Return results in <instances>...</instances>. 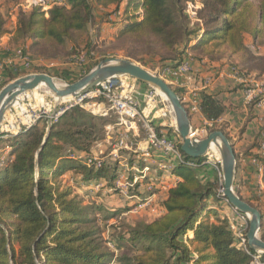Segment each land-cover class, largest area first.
<instances>
[{
  "label": "trees",
  "instance_id": "1",
  "mask_svg": "<svg viewBox=\"0 0 264 264\" xmlns=\"http://www.w3.org/2000/svg\"><path fill=\"white\" fill-rule=\"evenodd\" d=\"M188 1L194 0H55L47 11L42 4L23 9L16 3L13 28H7L0 10V38L8 36L9 44L19 45L25 52L27 46L29 52L45 58L71 56L80 49L88 55L93 46L89 30L95 5L113 7L124 17L116 38L125 44L127 58L144 65L153 59L162 71L175 67L189 50L192 58L207 64L220 67L235 62L245 74L254 73L264 83V54L252 50L257 43L264 47V0H199L194 27L187 13ZM21 74H11L8 80ZM226 108L217 93H201L199 110L206 119L215 121ZM106 123L104 118L73 106L57 121L50 123L42 117L8 139L11 151L0 165V264H108L112 258L116 264L251 263L252 256L238 246L229 220L216 213L213 219L204 214L211 198H216L218 184L216 175L203 179L200 171L204 165L165 161L170 175L180 178L174 180L164 178V171L156 165L151 167L155 172L141 177L130 168L133 161L138 168L145 164L135 156L128 157L130 167L121 172L111 163L115 158L110 155L103 157L99 166L85 164ZM206 129L208 133L220 130L228 138L226 124L213 123ZM167 137L177 142V151L185 160L197 164L203 160L185 156L179 136ZM254 148L249 155L263 166L264 183V156L260 144ZM66 172L72 184L62 182L60 177ZM118 172L126 173L128 185L133 183L127 194L113 182ZM134 176L140 179L134 181ZM99 180L106 183L108 195L125 196V208L99 202L105 187L95 192L88 188L98 202L84 203L88 185ZM141 185L144 189L139 190ZM162 186H166V197L160 201L161 215L127 222L115 240L103 237V227L94 215L97 211L106 213V218L116 217L131 210L137 197H160ZM250 205L261 212L259 237L264 240V214ZM121 245L125 251L120 250Z\"/></svg>",
  "mask_w": 264,
  "mask_h": 264
},
{
  "label": "rangeland",
  "instance_id": "2",
  "mask_svg": "<svg viewBox=\"0 0 264 264\" xmlns=\"http://www.w3.org/2000/svg\"><path fill=\"white\" fill-rule=\"evenodd\" d=\"M51 2L52 0H0V10L3 12L5 16L7 28L10 29L13 28L15 22L14 14L16 12L15 10L16 3H18V5L21 6L23 9H29V6L32 4L51 3ZM194 2H196L197 5L200 7L199 0H194L193 3ZM94 15H95V19L90 25V30H89V36L93 46H92V51H90L88 55L86 54L85 49L84 50L80 49L79 52H77L76 54H72L71 56L65 55V56H60L58 58H45L43 56L32 54L31 52H29L28 47L25 46V49L29 52V53L26 52L27 57L30 58L32 62L30 63V65H25V63L21 59H19L18 56L16 55L15 56L16 60L11 61V63H5L4 66L0 68L2 69L1 70L2 72L0 73L1 74L0 90L5 84H7L10 81L8 80V77L12 73L14 74H18L19 72L22 73L21 75L15 76V78L29 73H47L51 75L57 83L65 84L77 80L78 78L86 74L89 71V69L96 66L101 60L105 58H127L125 56V47H124L125 44H123V42L120 39L116 38L120 29L124 25L123 23L124 17H121L113 7L107 9L98 5H95ZM196 21H197L196 17L194 20H191L192 22L191 26L193 27L196 26L197 25ZM247 42L248 43L251 42V39L249 37H247ZM18 46L17 45L12 46V49L14 50L9 51L8 54L11 55L14 53L19 55L20 53L15 52L20 48ZM80 46L86 47L85 42H80ZM252 50L255 53H258L259 55L264 54V47L259 43L254 44L252 46ZM129 59L143 66L149 72L160 76L164 80L166 79V76L162 73L161 68L156 65L153 59H147L145 65L137 61L135 58H129ZM235 64L236 63L234 62V64H230V65L234 66L238 71L243 72V74L247 78L257 79L259 81L261 80L256 78L254 73L253 75L245 74V72L241 70L242 66ZM230 65L228 64V66ZM209 74L211 78V76H213L212 72L211 73L209 72ZM165 81L167 82V79ZM136 84L138 86L137 90L141 93L140 95H138V99L140 101L141 107L145 106V98L143 94L149 91H153L154 97L152 101L155 102L157 108H161L162 106L164 107L168 106V108L171 109L168 101L156 89L138 80H136ZM169 85L172 87L171 84ZM69 100L70 97L64 99L54 98L51 95V93L44 87V85H40L39 87L27 93H23L17 97V99L13 102L10 109H8V111H6L5 113V117L3 118L2 123L7 125H2L1 130H6L7 132L11 131L17 126V124H20L21 122L25 121L26 116L29 115L32 116L34 114L41 112H45L46 114H51L52 111L57 110L60 107H63L64 104H66ZM255 100L256 101H252L251 103H249L247 107L252 105L255 106L259 104L256 106V109H259L260 113L256 115V118L258 123L263 124V127L261 128L260 132L264 134V97H260V98L258 97ZM100 101L101 100H97L96 102L100 103ZM101 107L102 106L100 105V108ZM100 108H98V106H94L93 108L85 109L93 116L102 117L107 121L103 129L98 132L100 138L93 143L91 152H93L97 156H101L105 158L112 156L110 155L111 153L116 154L117 157H114L115 159L112 158V160L110 161L111 163L116 164L121 169L120 170L121 172L122 170H125V153L130 152L131 158L136 154L131 153L132 151H127L128 149L125 147V128H123L119 124L117 115L111 110L107 111L105 115H102L100 112L101 111ZM248 116H250V114H248ZM207 133L202 135L203 137L201 138H204L207 135ZM193 136L195 137L196 135L194 134ZM121 138L123 139V144L119 145V140ZM197 138L200 139L199 137ZM1 142L2 141H0V161H2L4 157L7 156V152L9 150V148L7 147L8 142L7 144ZM178 142H181V140H178ZM126 143L128 144V142ZM215 152L220 160L219 154L216 149ZM136 158H140V157L138 156ZM214 171L217 176L215 168ZM152 172H155V170L145 171L144 174L150 176ZM126 176H127L126 173L118 172L117 177L113 181L116 183V187L120 188L123 195L127 194L126 190L128 186H131L133 184L132 183L131 185H128L127 182H124ZM163 176L164 178H166V177H170L171 175L167 174V172H163ZM65 178L67 179V182H69L71 180L70 173H67ZM134 178L137 180L140 179L139 176H134ZM150 180L154 181V178ZM149 186H147V188H149ZM217 187L218 184L215 187V196L216 199L221 200L220 199L221 195H217ZM88 188L93 189L94 190L93 192L99 190L100 188H104L101 191L98 199L99 202H103L104 206L106 207L111 206L113 208H121V209L125 208V200H123L125 196L121 198L119 193H115L113 194V196L108 195V192L110 190L106 187V183L103 182L102 180L95 181L93 183L91 182L88 185L87 190L89 194L83 196V199L85 201L84 203H92L94 201H97V199L92 197L93 196L92 192H90ZM74 189L76 192H82V190L76 188ZM142 189H144V186L143 185L139 186V190ZM140 199L141 198L137 197L134 200L136 204L140 202ZM160 201L161 198L158 197L157 195H154L152 196V198L148 200V202L140 203V205L137 206L136 208H134L136 205L134 204L131 207V210L124 212L120 215H117L116 217L106 218V213L98 212V211L94 215L96 216V218L103 227L104 230L103 237L105 239L115 240L119 232H122L124 230L125 224H128L127 222H133L136 220L138 221L141 218L147 221L157 218L160 215L162 208ZM256 206L261 210L260 208L261 205L257 204ZM244 218L246 219V222L240 225V226H244L242 228H245L244 230H242V233L246 232L247 222H248V217L246 216ZM240 226L237 224L232 225V230L234 232L235 238L240 229ZM259 234L260 233L258 231V236ZM109 247L113 251L115 250V247L112 244H110ZM120 250L125 251V245H121ZM120 250L118 249L117 252L119 253ZM108 264H112V259ZM251 264H258V263L252 262Z\"/></svg>",
  "mask_w": 264,
  "mask_h": 264
},
{
  "label": "crops",
  "instance_id": "3",
  "mask_svg": "<svg viewBox=\"0 0 264 264\" xmlns=\"http://www.w3.org/2000/svg\"><path fill=\"white\" fill-rule=\"evenodd\" d=\"M12 44L8 43V36L0 38V57L5 63H11L16 60L15 54H8L9 51H13ZM182 59L188 62L190 71L186 76L175 79L172 76H166L167 82L172 85L173 88L178 90V96L182 103L185 104L189 98V93L195 91L200 97L202 92L217 93L223 98L227 108L222 117L216 119L215 124H226V132L228 139L233 145L235 154V175H234V191L235 193L245 200L246 202L254 205H261L260 208L264 214V183L262 181V175L258 173L252 162V156L249 155L251 152H255L256 143L261 144L264 141V134L261 131L263 124L257 122L256 115L260 113L256 106H249L244 103L241 85L236 83L234 79L228 73V64L218 66V64L212 63L207 64L205 61H199L191 57L189 50L185 52ZM2 69H0V73ZM4 72V71H3ZM209 72L213 74L210 78ZM15 75L14 73H12ZM1 75V74H0ZM165 79V80H166ZM250 114V116H248ZM155 116V123L159 129L170 137L176 138L178 136L175 130L173 116L163 115L158 108L156 111L153 110ZM248 116V117H247ZM190 125L195 135L199 138L207 133L206 127L207 122L201 111L192 112L189 114ZM1 143L7 144L8 140H1ZM147 143L143 137L142 131L136 128L132 124V127L128 134V147L127 151L135 153L136 157H140L142 161L152 164L153 161H167L175 162L176 156L169 155L167 157L162 156L160 150H150V156H144L143 153L147 151ZM130 152L125 153V169L129 168L130 165L127 162ZM135 157V158H136ZM131 165H136L133 161ZM200 174L205 175L203 179L207 180L210 177L215 176L214 166L212 164H203ZM66 172L61 176L62 182H67L65 178ZM174 180H180V178L171 175ZM72 184V181H69ZM168 186V185H166ZM166 186L161 187V193L159 196L161 201L166 197ZM158 196V195H157ZM210 207L204 212L211 219L213 214L216 213L221 217H226L229 220L230 226L237 224L241 225L245 223L243 216L236 212L226 202L216 199L214 197L210 200ZM162 207V206H161ZM163 213L161 208L160 215ZM262 231L264 232V220Z\"/></svg>",
  "mask_w": 264,
  "mask_h": 264
},
{
  "label": "built area",
  "instance_id": "4",
  "mask_svg": "<svg viewBox=\"0 0 264 264\" xmlns=\"http://www.w3.org/2000/svg\"><path fill=\"white\" fill-rule=\"evenodd\" d=\"M55 0H52L51 3H36L42 4L43 9L47 11L52 4H55ZM187 5V13L191 20L195 19L196 10L198 9V5L196 2L188 1ZM15 56L17 55L19 59H21L25 65H30L32 62L30 58L27 57V53L23 51L21 48L15 51ZM5 62L0 57V68L4 66ZM190 71V66L187 61L181 59L180 62L175 67L165 68L162 70V73L165 76H172L175 79L186 76ZM229 75L234 79L236 83L241 85L243 100L245 104H249L252 101H256V98L264 97V83L257 79L247 78L243 72L238 71L234 66H229L228 68ZM138 86L136 84V79L129 76H115L107 78L100 83H98L94 88L89 90L88 92L70 97V100L64 104L63 107L58 108L57 110L52 111L51 114H46L45 112L37 113L32 116H26V120L17 124V126L11 131L7 132L6 130H1L2 125H0V141L8 140L12 135L24 130L33 124H35L40 118L45 117L48 118V121L55 122L58 117L73 106H80L84 109L93 108L94 106L100 105V112L102 115H105L107 111L111 110L117 115V119L119 124L125 128V147L127 148L128 144V132L130 131L132 124L139 128L143 133V137L147 143V151L143 153L144 156H150L152 150H160L162 156L174 155L178 161L186 162L191 166H200L203 164H212L216 170L218 177V187H217V195L222 194L223 190V177L220 168V160L215 152V150H211L210 148L206 152L203 157V160L200 163L190 162L184 159V157L177 151L176 144L173 140L169 139L165 133H163L154 119L153 110L156 111L157 106L155 102L152 101L154 97V92L149 91L143 94L145 98V106L141 107L140 101L138 99V95L141 93L137 90ZM97 100H101L100 103L96 102ZM199 100L200 97L195 91H191L189 93V98L186 102V107L190 113L199 111ZM259 105V104H257ZM255 105V106H257ZM162 106L158 108L163 115L173 116L172 110L168 108V106ZM216 121V120H215ZM215 121L209 120L207 122L208 126H211ZM11 126V125H10ZM128 131V132H127ZM127 139V140H126ZM123 144V139L119 140V145ZM9 148L7 155L11 151V147L7 144ZM260 148L262 151V155L264 156V141L261 142ZM151 150V151H150ZM113 157H117L116 154L111 153ZM103 157L97 156L94 153L87 156L85 159V164L87 165H96L99 166ZM6 157L2 161H0V165L4 164ZM252 162L255 166V169L258 173L262 174L263 166L258 163L255 158H252ZM156 165L157 168L167 172L170 175V171L168 170V164L162 160L153 161L152 164L146 163L140 168L137 166H131L130 168L134 171L140 172L141 177L147 176L144 174L145 171L152 170V166ZM134 181L137 179L134 178ZM131 185V184H130ZM151 187L149 186L148 189ZM155 194L148 195L150 198ZM148 196L141 198L140 202H138L134 208L140 205V203H146L150 199ZM239 213V212H238ZM241 214V213H240ZM244 217L246 215L241 214ZM245 219V218H244ZM246 220V219H245ZM246 222V221H245ZM244 226H240V229L236 235L238 246L242 247L243 250L249 253L252 256V262H256L258 264H264V254L261 252H253L251 253L246 245L245 233H242V228ZM234 233V232H233ZM110 245V243H109ZM250 263V264H251ZM112 264H116L115 259L112 258Z\"/></svg>",
  "mask_w": 264,
  "mask_h": 264
},
{
  "label": "water",
  "instance_id": "5",
  "mask_svg": "<svg viewBox=\"0 0 264 264\" xmlns=\"http://www.w3.org/2000/svg\"><path fill=\"white\" fill-rule=\"evenodd\" d=\"M129 76L156 89L168 101L174 118L175 130L180 137V150L190 158L204 157L211 146H214L220 157V168L223 177V190L220 199L236 212L248 217L245 233L249 250L264 254V240L258 236L262 223L261 212L240 198L233 189L235 175V154L233 145L220 130H214L204 138L198 139L190 125L189 114L177 93L160 76L149 72L143 66L129 58H105L77 80L59 84L47 73H29L16 77L0 90V125L6 111L10 109L17 97L40 85L56 99H64L84 94L101 81L115 76Z\"/></svg>",
  "mask_w": 264,
  "mask_h": 264
},
{
  "label": "bare ground",
  "instance_id": "6",
  "mask_svg": "<svg viewBox=\"0 0 264 264\" xmlns=\"http://www.w3.org/2000/svg\"><path fill=\"white\" fill-rule=\"evenodd\" d=\"M210 149H211V150H215V147H214V146H211Z\"/></svg>",
  "mask_w": 264,
  "mask_h": 264
}]
</instances>
